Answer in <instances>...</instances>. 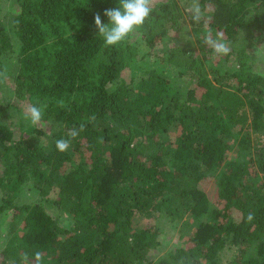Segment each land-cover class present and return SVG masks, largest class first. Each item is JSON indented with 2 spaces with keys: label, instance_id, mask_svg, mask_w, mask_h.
I'll return each mask as SVG.
<instances>
[{
  "label": "trees",
  "instance_id": "trees-1",
  "mask_svg": "<svg viewBox=\"0 0 264 264\" xmlns=\"http://www.w3.org/2000/svg\"><path fill=\"white\" fill-rule=\"evenodd\" d=\"M184 5L106 46L119 0H0V264H264V0Z\"/></svg>",
  "mask_w": 264,
  "mask_h": 264
},
{
  "label": "clouds",
  "instance_id": "clouds-1",
  "mask_svg": "<svg viewBox=\"0 0 264 264\" xmlns=\"http://www.w3.org/2000/svg\"><path fill=\"white\" fill-rule=\"evenodd\" d=\"M152 0H119V6L113 9H106L104 15L108 17L109 23H103L101 15L97 13L94 17L98 34L103 38L106 46H112L122 42L137 27L144 24L151 13ZM0 75H3L0 73ZM61 106H63L61 102ZM43 115L42 106L36 104L29 105L24 112L25 119L33 125L38 124ZM90 120L94 117L89 118ZM81 123L78 128L70 129L68 137L74 139L85 128ZM56 147L59 151H66L70 147V139H58ZM248 219H253L250 213Z\"/></svg>",
  "mask_w": 264,
  "mask_h": 264
},
{
  "label": "rangeland",
  "instance_id": "rangeland-1",
  "mask_svg": "<svg viewBox=\"0 0 264 264\" xmlns=\"http://www.w3.org/2000/svg\"><path fill=\"white\" fill-rule=\"evenodd\" d=\"M152 1H155V0H152ZM177 1L180 3L181 7H183V8L185 7V5H184L185 0H177ZM8 2H9V0H7V3ZM140 47H141V52L148 51L151 49V47H148V45H146L144 43L141 44ZM154 53H156L155 55L157 56L159 52L157 50V52H154ZM251 55H252L251 56L252 62L254 63V68L257 71L264 72V45H262L260 47L258 45H256ZM6 64H7L6 69H7L8 75L10 76L11 74H14L15 63H13L12 61H9ZM207 184H208V191L210 192V195L212 196L213 199L216 198V196H217L216 183L213 181V182H209ZM60 221L63 224H68L70 222V220L65 215L61 216ZM146 222L159 223L160 226L162 227V229L164 230V234H163L162 238H163L165 247L159 252V254L163 253L165 250L173 248L175 246L176 242H180V241H177V235L179 232L178 227L174 226L172 223L167 221V219L161 218L158 222L155 220L151 221V219H146ZM2 240H4V238ZM1 242H3V241H1Z\"/></svg>",
  "mask_w": 264,
  "mask_h": 264
}]
</instances>
